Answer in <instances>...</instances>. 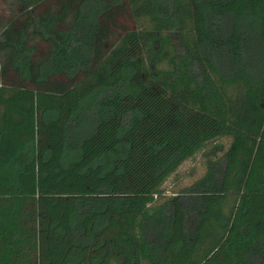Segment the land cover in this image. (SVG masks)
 I'll return each instance as SVG.
<instances>
[{"label": "trees", "instance_id": "obj_1", "mask_svg": "<svg viewBox=\"0 0 264 264\" xmlns=\"http://www.w3.org/2000/svg\"><path fill=\"white\" fill-rule=\"evenodd\" d=\"M0 264H264V0H0Z\"/></svg>", "mask_w": 264, "mask_h": 264}, {"label": "rangeland", "instance_id": "obj_2", "mask_svg": "<svg viewBox=\"0 0 264 264\" xmlns=\"http://www.w3.org/2000/svg\"><path fill=\"white\" fill-rule=\"evenodd\" d=\"M228 142L229 140L225 138L217 139L208 145L203 152H199L192 158L187 159L163 184L165 195H172L174 192L179 191L181 188L190 185L198 179L205 171L206 155L204 153L207 154L208 149L216 143H222L226 146Z\"/></svg>", "mask_w": 264, "mask_h": 264}]
</instances>
